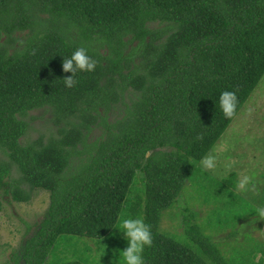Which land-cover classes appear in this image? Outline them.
<instances>
[{
    "label": "trees",
    "instance_id": "trees-1",
    "mask_svg": "<svg viewBox=\"0 0 264 264\" xmlns=\"http://www.w3.org/2000/svg\"><path fill=\"white\" fill-rule=\"evenodd\" d=\"M78 47L97 67L66 88L62 60ZM263 78L264 0H0V217L3 197L50 192L15 264H46L62 236L110 235L139 174L147 264H231L194 212L189 243L161 225ZM224 90L239 99L231 119ZM40 110L56 133L29 139ZM97 127L104 136L91 143Z\"/></svg>",
    "mask_w": 264,
    "mask_h": 264
},
{
    "label": "rangeland",
    "instance_id": "rangeland-1",
    "mask_svg": "<svg viewBox=\"0 0 264 264\" xmlns=\"http://www.w3.org/2000/svg\"><path fill=\"white\" fill-rule=\"evenodd\" d=\"M151 27L161 26L155 24ZM124 110L125 106L119 105L111 113L109 122L120 119ZM32 116L37 119L33 122L29 139L56 133L50 114L40 110L33 112ZM103 136L104 129L97 127L89 139L93 143ZM213 150L211 152L216 156L217 171L222 175L217 176L211 170L205 172L196 162L194 177L176 204L164 212L161 230L189 243L185 236V217L194 212L195 221L219 246L231 264H264V220H257L251 211L256 206L264 205V78ZM225 169H229L227 175H223ZM245 176L255 185L254 190L246 191L237 187ZM3 202L0 264H15L26 240L35 233L49 209L50 192L38 191L30 203L13 202L10 197H3ZM144 209V188L139 174L123 213L144 218ZM125 247L123 234L115 228L103 239L62 236L46 264L66 261L119 264L118 251Z\"/></svg>",
    "mask_w": 264,
    "mask_h": 264
},
{
    "label": "clouds",
    "instance_id": "clouds-1",
    "mask_svg": "<svg viewBox=\"0 0 264 264\" xmlns=\"http://www.w3.org/2000/svg\"><path fill=\"white\" fill-rule=\"evenodd\" d=\"M97 67V60L89 54L85 47L76 48L70 56L63 57L62 71L71 73L62 79L66 88H73L78 84V73H92ZM219 109L225 118H233L239 110V99L235 91H221L218 97ZM214 151V150H213ZM199 166L205 172L211 170L215 175H222L217 171L216 156L212 152L201 157ZM229 169H225L223 175L228 174ZM237 187L246 191L254 190L255 185L250 178L245 176L238 182ZM257 220H264V205L251 209ZM115 229L123 234L126 240V247L118 251L119 264H147L145 251L151 248L154 241L152 225L145 222L143 216H132L122 213L115 224ZM103 255V249L101 250Z\"/></svg>",
    "mask_w": 264,
    "mask_h": 264
}]
</instances>
